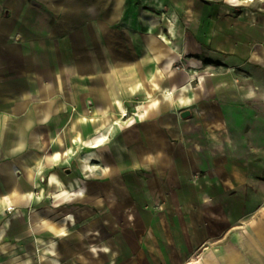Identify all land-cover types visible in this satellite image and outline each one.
Listing matches in <instances>:
<instances>
[{"label":"crops","instance_id":"crops-1","mask_svg":"<svg viewBox=\"0 0 264 264\" xmlns=\"http://www.w3.org/2000/svg\"><path fill=\"white\" fill-rule=\"evenodd\" d=\"M109 23L104 0H0V264L81 260L80 253L59 256L60 243L72 238L83 240L87 255L101 264L111 255L106 244L119 235L102 232L116 229L121 216L129 228L128 264H264V205H253L249 195L232 205L240 197L236 187L249 180L216 155L212 139L225 133L235 159L244 158L256 142L250 134L263 131L253 124L262 110L201 108L204 77L188 90V81L166 75L151 91L158 64L144 34L141 50L129 35L127 47L114 48L105 31ZM190 44V52L183 45L173 49L174 63L183 58L199 70L203 45ZM256 73L259 101L264 73ZM186 109L191 115L182 118ZM209 116L215 119L205 120ZM100 133L105 138L93 146L91 137ZM72 162L79 170L85 165L89 178L68 172ZM60 184L73 194L56 203ZM90 200L96 207L105 202L107 220H83L92 211ZM167 206L174 225L163 215ZM153 214L161 229L158 245Z\"/></svg>","mask_w":264,"mask_h":264},{"label":"rangeland","instance_id":"rangeland-1","mask_svg":"<svg viewBox=\"0 0 264 264\" xmlns=\"http://www.w3.org/2000/svg\"><path fill=\"white\" fill-rule=\"evenodd\" d=\"M104 18L110 21L105 26V31L109 36L111 35V44H114V48H118L119 44L127 47L129 42L127 36L129 35L131 44L138 50L140 48L139 34L140 32L145 33L148 21L153 24V34L166 36L169 41L168 45L172 49L179 50L182 45L187 46L188 41L189 43L192 41L194 43L196 40L200 42L204 48V55L201 54L205 59L203 68L192 70L183 58L175 62L173 68L178 67L189 74H195L196 79L186 84L185 88L188 90L198 86L199 77L206 79L204 86L199 88L201 108L218 110L229 105L231 107L242 105L244 109L262 110V120L253 122V124L258 126L262 124L263 131L250 134L249 137H254L256 142L253 147L243 151V154H246L244 158L235 159L238 156L235 155L236 149L230 147L228 142L226 145L223 143L225 133L212 135V139L216 147V155L231 160L232 165L230 166H236L238 172L243 176L246 174L249 180L247 185L236 187L240 197L233 200L232 205L244 203L245 198L243 197L247 195L253 205L258 203L264 205V99L263 101L255 99L258 90L254 86L257 78L256 72L264 73V0H240L237 4L229 0H104ZM170 28L175 33L172 38L168 33ZM207 64L215 65L217 71H213L215 72L213 74L212 71L207 70ZM146 66L147 73L153 75L155 62L152 58H147ZM128 73L127 69L122 71L124 81L128 80ZM191 107L197 110V103ZM128 116H130V111H127L120 121H126ZM209 119L214 120L215 118L214 116L205 118V120ZM231 119L233 121L234 117ZM250 127H252V122L249 120L247 129L249 130ZM85 151L88 152L91 149ZM92 154L95 156L94 152ZM89 165L90 162H87L88 167ZM84 166L82 165V170H79L78 164L72 162L67 166V171L78 173L82 179H86L91 173ZM216 188L219 191L221 187ZM252 196L258 198V201L256 202L254 197L251 199ZM259 198L263 202H259ZM99 202L97 207L95 206L97 203L91 200L86 203L92 211L83 218L85 222L109 218L105 202ZM142 215L146 217V221L149 220L150 214ZM163 215H167L168 220L174 225L175 218L171 208L167 206ZM251 215L250 217H255V213ZM152 217V223L156 224V229H153L155 233L153 238H156L155 242L158 245L161 229L157 228L159 226L156 221L157 215L153 214ZM118 219L116 229L109 227L102 232L103 237L115 235L116 232H119V235L111 239L112 244H106L112 256L108 255V258L101 264H128L124 234L129 228L123 222L124 217L121 216ZM174 231L178 232L176 228ZM140 234V238H143L147 233L144 234L141 231ZM70 241L64 240L60 243V257L66 260L75 253H80L81 260L71 262L68 260V264H94L87 255V247L83 240L75 243V239L72 238ZM103 241L105 242V239ZM172 263L169 262V264Z\"/></svg>","mask_w":264,"mask_h":264},{"label":"bare ground","instance_id":"bare-ground-1","mask_svg":"<svg viewBox=\"0 0 264 264\" xmlns=\"http://www.w3.org/2000/svg\"><path fill=\"white\" fill-rule=\"evenodd\" d=\"M234 4H237L240 0H229ZM170 37H174L175 33L172 28L168 30ZM144 37L146 40L147 45L149 46L150 50L154 54V58L157 62V67L155 69V73L150 80L151 91L158 88V79L163 78L164 76L168 75L171 77L178 76L182 78L184 81L193 82L196 79L194 73H187L184 69H180L178 67L173 68L174 63V51L172 47L168 45L169 41L166 39V36L159 35L156 36L153 34V24L148 21L147 29L144 33ZM190 41L187 42V46L185 52H189L194 50L191 45H189ZM193 42V41H192ZM193 46V45H192ZM201 79V77H199ZM175 86H172V89L168 91V94L172 92ZM149 96H152V92L148 93ZM105 138V133H100L98 135H94L91 137V143L93 146H98V142ZM78 143V139L75 140ZM73 194L69 189L65 188L60 184V189L54 193L56 199V203L60 201H65L69 198V196ZM122 215V214H121ZM73 220V218H72Z\"/></svg>","mask_w":264,"mask_h":264},{"label":"water","instance_id":"water-1","mask_svg":"<svg viewBox=\"0 0 264 264\" xmlns=\"http://www.w3.org/2000/svg\"><path fill=\"white\" fill-rule=\"evenodd\" d=\"M189 115H190V110H188V109L183 110V111L181 112V117H182V118H187V117H189Z\"/></svg>","mask_w":264,"mask_h":264}]
</instances>
